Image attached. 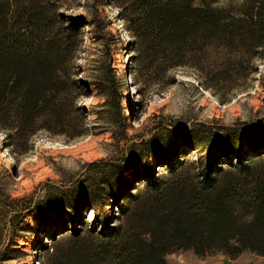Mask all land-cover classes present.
Listing matches in <instances>:
<instances>
[{
	"label": "trees",
	"instance_id": "trees-1",
	"mask_svg": "<svg viewBox=\"0 0 264 264\" xmlns=\"http://www.w3.org/2000/svg\"><path fill=\"white\" fill-rule=\"evenodd\" d=\"M61 6V0H0V126L13 130L9 140L26 139L39 128L70 126L76 97L69 64L74 34L86 24L100 38L106 22L95 6L86 18L66 22ZM120 8L127 28L142 39L151 67L161 61L171 66L185 52L214 42L230 48L255 47L264 40V0H248L239 16L222 15L207 0H126ZM110 61L108 56L104 63L110 72L107 87L118 96ZM164 128L168 139L150 137L130 158L133 180L144 181L135 192L125 191L132 183L122 177L123 160H99L87 164L81 178L25 204L32 212H58L62 222L61 212H70L76 231L77 211L89 206L106 220L105 208L121 196L123 217L116 226L105 227L108 241L96 249L74 247L71 264H166L164 254L180 247L198 254L264 253V175L240 163L239 153L234 156L241 129L218 128L210 147L204 126L183 130L188 135L183 142L192 148L205 145L208 151L197 162L175 164L170 156L177 144L170 141L172 130ZM246 139L249 148L261 150L264 138ZM219 155L231 165L233 157L239 159L236 168L216 165ZM153 163L166 165L168 173L155 176ZM19 221L11 220L10 226Z\"/></svg>",
	"mask_w": 264,
	"mask_h": 264
},
{
	"label": "rangeland",
	"instance_id": "rangeland-1",
	"mask_svg": "<svg viewBox=\"0 0 264 264\" xmlns=\"http://www.w3.org/2000/svg\"><path fill=\"white\" fill-rule=\"evenodd\" d=\"M61 1V7L65 5L72 7L73 4L78 6V0ZM125 1L88 0L85 5L89 10L88 16L93 13V6H95L99 16L106 22L105 29L102 36L98 38L93 36L88 25H80L72 42L73 49L69 64L71 80H75L72 81L76 94L75 99L81 94H95L99 97H106V101L93 107L91 111H87L86 108H77L74 100L71 105L70 126L58 131L56 127H51L49 130L53 133H67L69 137H72L88 131L84 127L87 117H94L93 122H102L101 127L93 128L92 131L96 135L109 131L112 133V143L108 145L112 154L107 160L120 159L126 163L122 167V177L132 183L125 190L131 193L135 192L136 187L141 186L144 181L133 180L131 174L133 166L130 164V158L141 150L142 141L157 136L160 139H168V136L164 135L165 126L172 130L170 141L174 140L177 144L176 148L171 150L172 155L170 156L171 163L175 164L179 160L183 163L197 162L198 157L204 156L208 151L205 145L195 144L192 148L187 142H183V139L188 137L183 130L204 126L205 135H210L211 144L207 143L210 147L216 141L215 135L221 132L218 128L241 129L242 140L235 145L236 154L234 156L239 153L240 163L247 164L264 175V142L261 150L254 151L249 148L246 139L254 135L264 138V92H258L256 96L250 97L257 100L254 107L258 111L252 112L249 109L250 115L247 121L237 120L233 126H227L224 120L228 117L229 111L223 108L224 104L229 103L230 95H235L234 90L242 91L253 87L250 78L255 68L251 61L256 55L264 56V51L257 52L259 46H264V40L261 45L255 47L237 44L235 47L228 48L214 42L201 50L191 49L185 52L180 62L171 66L159 60L161 61L159 65L151 67L145 58L144 43L141 38L135 37L130 31L134 39L126 42L118 35L114 36L108 29L111 22L106 18L105 6L113 4L120 7V4L122 5ZM207 1L211 6L221 9L222 15L226 16L243 15L248 2V0H243L242 3L241 0ZM61 15L64 16L66 22H69L68 16L63 13ZM85 37L89 41L86 49L81 47ZM77 49L87 52V63L84 66L74 62ZM108 56L111 59L115 75L113 83L118 96L112 94L107 87L110 83V72L107 71L104 63ZM176 65H186L188 69L194 70L198 77V86L186 87L181 84L183 95L174 94L172 103L166 102L148 111L145 103L148 98V89L156 82L161 83L163 88L177 83L174 76L168 74V69ZM80 73H84L83 79L74 78ZM134 85L137 89L135 94L131 91ZM261 87H264V78L261 79ZM208 90H212L211 96L208 95ZM137 97L140 98V102H137ZM177 106L184 109V114L179 118L164 114L165 109H175ZM145 113H147V118L144 120V126L136 130L135 134L129 135L128 130L132 128V121L140 120ZM209 116L212 118L209 119ZM28 138L8 140V142L14 145L16 150L26 151L29 147ZM213 149L217 151V147ZM148 159L152 163V154ZM239 159L235 160L233 157V165H231L227 157L219 155L215 164H221L220 166L233 170ZM49 162L54 164L51 158ZM152 166L155 176L168 173L166 165L153 163ZM85 168L86 165L82 166L80 172L73 174L55 165L54 175L34 183L30 189L24 190L23 195L16 196L9 189L12 176L16 174L15 168H13V173L0 171V264H71V257L74 259L71 249L86 246L89 249H96L99 243L108 241L111 234L104 232L105 227L116 226L123 217L118 207V203L122 200L121 196L116 199L115 203L105 208L106 220L95 214L96 218L89 223L87 213L92 210L89 206L77 211L74 224L76 231L73 229L70 212H61L66 219L62 222L58 212L41 214L25 209V204L37 201L46 190L54 191L70 179L81 178ZM95 212L97 213L96 209ZM16 219L20 221L12 228L11 220ZM42 220L44 222H41ZM164 259L166 264H264V253L258 254L244 249L236 255L220 250L198 254L190 247H180L166 252Z\"/></svg>",
	"mask_w": 264,
	"mask_h": 264
},
{
	"label": "clouds",
	"instance_id": "clouds-1",
	"mask_svg": "<svg viewBox=\"0 0 264 264\" xmlns=\"http://www.w3.org/2000/svg\"><path fill=\"white\" fill-rule=\"evenodd\" d=\"M242 2L243 0H241ZM87 3L88 0H78V6L76 4H73L72 7L65 5L59 8V12L68 17L83 16L86 18L89 14L88 8L85 7ZM104 12L107 20L111 22L108 29L114 36L118 35L121 40L126 42L134 39L130 29L127 28L129 22L120 17L122 8L108 4L105 6ZM88 44V38L85 37L84 44L81 47L86 49ZM260 51H264V46L258 47L257 52ZM74 62L77 65L84 66L87 63V52L77 49ZM251 63L255 68L250 78L253 87L242 91L234 90L235 95H230L229 103L223 105V108L229 111L228 117L224 120L227 126H233L237 120L247 121L250 115L249 109L252 112L258 111L254 107L257 100L250 97L256 96L258 92H264V87H261V79L264 78V56H254ZM168 74L174 76L177 83L170 84L167 88H163L159 82L153 83L148 89V98L145 101L148 111H151L153 107L162 106L166 102L172 103L174 94L183 95L181 84L186 87L198 86V77L195 75L194 70L188 69L186 65H176L169 68ZM83 76L84 73H80L78 77L74 78L83 79ZM129 82H132L131 78ZM131 91L133 94L136 93L135 85ZM211 91L208 90L209 96H211ZM104 101H106V97H99L95 94H81L75 99L74 103L77 108H86L87 111H91L93 107ZM137 102H140L139 97H137ZM164 114L179 118L184 114V109L177 106L175 109H165ZM146 118L147 113L140 120L134 119L132 128L128 130L129 135H133L136 130L141 129ZM208 118L211 119L212 117L209 116ZM93 121L94 117H87L84 127L88 131L72 137H69L67 133H53L47 128H39L29 136L27 141L29 147L26 151L16 150L15 146L8 142L13 130L0 126V171L13 173V168L16 170V174L12 176V181L9 184L11 193L14 196L23 195L24 190L30 189L34 183L54 175L55 165H59L64 171L74 174L80 172L84 165L99 160H107L112 154L108 148V145L112 143V133L109 131L96 135L92 129L101 127L102 122ZM49 158L54 161V164L49 162ZM94 219L95 213L90 210L87 213V221L91 223Z\"/></svg>",
	"mask_w": 264,
	"mask_h": 264
}]
</instances>
